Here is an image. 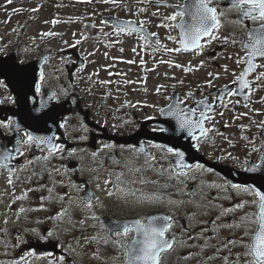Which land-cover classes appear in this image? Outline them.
Returning <instances> with one entry per match:
<instances>
[{"label": "rangeland", "instance_id": "1", "mask_svg": "<svg viewBox=\"0 0 264 264\" xmlns=\"http://www.w3.org/2000/svg\"><path fill=\"white\" fill-rule=\"evenodd\" d=\"M124 2L129 5V8L123 7L119 12L133 16V13L137 12L138 7H146L147 12L140 14L139 17L150 20L152 24H155L156 27L154 29L156 31L162 30L164 32L166 37L161 38V40L167 47H179L178 43L167 39L169 35L168 29L157 27L162 16L167 15L166 8H159L160 16H153L152 13L156 11L157 7L138 5L135 0H124ZM15 9H20L21 11H14ZM33 9H36V11H33ZM113 10L117 9L111 4L100 3L98 0H91L90 3L87 0H12L11 4L7 3V0H0V33L2 34V41L10 48L16 46L24 48V53L21 55L20 60H24L26 56L35 54L41 49H51V58L48 66L50 71L45 72L46 76L52 75L56 78L58 77L56 76L57 70L63 72L65 65L76 60V57L84 58V63L76 67L74 73L76 80H93V86L107 88L114 105L109 106L110 108L108 107L109 120L115 122V125L111 127L114 131L123 133L128 130L129 125L133 121V113L138 112L137 114L140 117L145 114L150 116L158 115V108L168 103L167 97H170L173 91L183 90L185 95L196 85L204 84L207 80L202 79L209 77L208 73L211 71L206 66L200 65V54H187L183 51L179 53L142 51L139 46L142 43L141 41L126 35L120 37L112 35L111 27L104 28V31L109 33L108 37H104L100 32L99 22L103 14ZM53 20L60 22L53 24ZM93 22L97 24L96 28L90 27ZM45 32H55L57 35L42 38V33ZM81 34L90 38L82 40L75 47H71L70 45H74L75 41L81 38ZM171 35L177 36V31H172ZM117 40H119V43H116ZM133 48L136 49L135 52H133ZM141 59L144 61L143 64L140 63ZM161 60L171 61L172 66H169L168 63H160L159 61ZM129 61H134V63H129ZM175 64L192 67L193 71L185 72L182 68L175 67ZM181 80L184 82L183 84L179 83ZM101 81H106L107 83L102 84ZM214 82L215 80L212 81V83ZM257 84L260 85L259 88H257ZM161 85L165 86L161 89L162 94H157L156 88ZM254 87L255 93L247 106L252 118L249 119L251 131L246 133L245 148H238L232 145L231 139L227 136H222L220 141L215 142L220 147L219 153L224 154L233 163L241 162L245 164L248 163L250 158H259L261 154V128L258 125L264 122V116L263 114L257 115V110L261 107V98H264V80H254ZM145 105H156V108L145 107ZM244 110V108L241 109V111ZM254 119L258 121V124L253 128L251 121ZM223 134L226 135L227 133ZM249 141L252 143L250 144ZM253 144L260 150L253 152ZM153 149L157 158L156 169H159L161 164L167 167L170 159L162 160L161 156L164 153L159 149ZM107 151H109V163L105 159ZM112 157L122 161L132 160L128 165L129 167L144 166L146 168V173L141 176H139V173L129 172L125 168L129 181H135L131 185L134 189L139 187L140 190H146L148 188V183H139L141 178L149 181L158 177H168V173L165 172L164 175H160L156 170L147 169V166L144 165V156L141 155L136 158L132 149H119L116 147L104 149L102 147L101 154L98 159L95 158L97 162L94 163L97 166L98 174L91 172L89 174L91 180L96 181V185H100L97 188V196L104 202L105 208L109 206V209L115 214H121L133 209L137 213L135 211L137 205H143L142 210L165 206L178 209L177 213L185 215L186 220L190 224L191 222H199L204 219L215 221L223 209L231 208L242 200L252 199V197L245 194L238 195L236 193V196L228 195L225 197L218 194L215 197L216 201L206 202L204 201V195L197 193L185 200L187 209H182L184 208V203L182 205L179 203L169 204L167 200L161 204L147 202L137 204L131 199L125 202L116 196L108 197L106 190H111L113 186L112 184L105 185L104 181L109 179V170L117 172L121 168L112 163ZM82 166L85 171L86 165L83 163ZM60 179V182L51 187L57 195L63 196L66 193L64 189L68 191L74 190L72 185L75 183L70 181L68 176L61 175ZM38 180H42L43 183L39 184L29 178L23 189L20 192H13L11 195L12 199H8L6 202H3L2 197H0V211L8 210L13 215L11 222L8 223L6 220L4 222V225L11 229L4 226L7 232H0V238L2 236L7 238L4 241L0 239V264L7 256L14 255L20 248L19 245L13 246L10 241L13 239L17 240L16 236L18 234L15 233L14 229L17 228V224H22V219L16 214L20 212L21 208L26 210L27 205L32 214L31 217L38 220L35 223H30L28 228L38 227L39 235L36 237L40 239L42 236H47L48 231L53 232V235L47 239L57 240L63 248V256L65 257L63 264H120L121 251H117L118 248L111 244L105 245L91 240L92 237H97L98 240L100 237H104L105 231L101 229L100 222L86 219L91 213L83 208V201L78 199L81 195L78 194L72 197L74 202L71 205H69L67 197H65L63 201L58 200V205L55 206L53 205L55 200H49L47 199L49 194L45 195L44 180L37 178ZM206 190L208 191V189ZM25 192H27V201L13 198ZM42 197L45 199L42 200ZM169 197L174 201V190ZM116 200H118V203L115 202ZM107 201L115 203L110 204ZM179 201L177 200V202ZM42 204L44 205L43 207H41ZM76 204L81 207L77 208ZM13 205L16 206L15 209ZM94 205V211L97 216L105 211H102L104 207L102 208L95 204V201ZM197 205L200 206L197 207ZM37 206L39 207L37 208ZM62 208H70L71 222H69L68 216H65L62 221L53 219ZM100 211L102 212L99 213ZM247 212H254V208L246 206L243 210L222 216L216 223L231 224L234 221H239L240 217ZM192 213H195L194 218L191 217ZM82 220L84 221L83 224L80 223ZM241 251L237 250V252ZM94 253H97V256H94ZM37 258L38 256L31 255L27 259H23L22 262L25 264H44L38 263L36 261ZM244 260L243 256V258H240L239 264H244ZM235 261L236 256H233L227 262L225 259L212 260L211 262L213 264H235ZM52 264H55L53 259Z\"/></svg>", "mask_w": 264, "mask_h": 264}, {"label": "snow or ice", "instance_id": "2", "mask_svg": "<svg viewBox=\"0 0 264 264\" xmlns=\"http://www.w3.org/2000/svg\"><path fill=\"white\" fill-rule=\"evenodd\" d=\"M91 2V0H87ZM100 3L111 4L115 9H120L121 7L129 8V5L124 2V0H98ZM138 5H151L157 4L163 7H170L175 9L170 15H164L161 18L160 24L157 27H163L169 30L168 40L176 42L179 47L169 48L161 42L158 34L155 32L148 31L147 25L151 22L147 19H140L139 21L133 19H121L119 16L112 15L108 18L101 19L100 32L104 37H108L109 33L104 31L105 27H111L112 35L120 37L122 35H133L136 34L138 39L142 42L139 46L142 51L150 50L152 53L164 51L165 53H179V52H193L194 54H200L203 52L204 48L214 41H222L224 44L239 45L240 48L245 52L243 57L238 56L236 59V64H244L245 67L240 72L239 75H235V79L231 81L235 87L229 88L228 85H224L222 89L217 93V95L211 98L209 102V97L205 96L202 99H197L194 92L189 91L186 93L184 98H180L178 95H173L167 97L168 104L166 107H159L158 113L161 117L170 118L165 120L163 123L169 124L174 130H178L182 133H187V135L194 141H197V147H199V142L208 136L212 129L205 127V123L211 121L212 116L209 113L214 112V105L219 102L222 107H227L224 103L225 98H232L236 96H243L245 100L250 101V97L255 91L252 88V83L254 82L249 77L251 74L256 72L257 68H264V64L256 63L257 58H264V0H227L226 8H219V0H184L183 3L173 4L170 0H135ZM7 3L11 4L12 0H7ZM130 10V9H129ZM14 11H21L20 9H15ZM36 11V9H33ZM147 12V8L140 6L137 8V12L133 15H140ZM236 13L237 18L235 20L228 19V13ZM153 16H160L159 7L155 12L152 13ZM58 20H53V24L59 23ZM231 24L243 30V39H237L233 34L230 36H221L220 30L225 24ZM90 27L96 28L97 24L93 22ZM178 30L179 39L177 36L171 35V32ZM55 32H45L42 33V38L47 36H55ZM75 35V34H74ZM99 35V34H98ZM90 37L81 34V38L75 41V47L79 45L82 40H87ZM67 43V42H65ZM119 43V40L116 41ZM122 51V49H121ZM136 49L133 48V52ZM231 58V57H229ZM160 63H168L172 66L171 61H159ZM129 63H134V61H129ZM141 64L144 63L143 59L140 61ZM203 64V62H201ZM175 67L182 68L185 72H192V67H184L181 64H175ZM225 72L228 71L227 65L224 66ZM219 73L215 75L211 72L208 73L209 77L215 79L219 78ZM256 81L264 79V72H260L255 77ZM46 80L43 69L40 70L38 78H34L31 82V89L33 91L32 101L36 102V97L38 94L42 93V86ZM102 84L107 83L106 81H101ZM179 83L183 84L181 80ZM209 87H213L212 80H207L205 82ZM8 85L3 79H0V88L7 89ZM164 85L158 86L156 88L157 94H162L161 89ZM260 85L257 84V88ZM67 95V92L64 93ZM50 100H55L56 95L52 94L48 97ZM5 99L11 103H15L12 96H7ZM191 99L195 106H188L185 101ZM264 102V98H261ZM75 102V101H73ZM232 101L229 99V103ZM236 100L235 103H239ZM4 103L3 99H0V104ZM39 111L44 107L43 101L39 102ZM131 106V105H130ZM248 105L245 104V107ZM145 107L156 108V105H145ZM220 115H223L221 112ZM147 120L155 119L152 116L145 117ZM171 121H175L172 125ZM53 122L55 123V118L53 117ZM67 124V120L58 124V127L64 128ZM246 127V126H241ZM258 127L264 129V122H261ZM0 128L6 129L10 132L16 134L14 141L10 142L11 146L4 144L0 146V169L6 170L9 173L8 184L12 185L14 183L13 177L19 179V172L27 171L30 167L36 164H43L44 167L42 171H48L47 164L55 156H60L61 159L64 158L63 153L65 152V146L56 142V136L48 134H37L36 132L23 129L20 124L14 118H6L0 120ZM80 130L87 132V126L80 123ZM51 132V129H47ZM152 131L164 133L168 131V128L163 126H157L153 128ZM22 133V135H21ZM246 138V137H245ZM80 140H86L87 136L82 135L79 137ZM251 144L252 142L249 141ZM116 147L113 144H104V149H113ZM123 147V146H121ZM148 147L159 149L164 155L161 156L162 160H168L169 157L174 159V162H169L167 167L163 164L160 165L159 169H156L157 158L151 152H145V148L141 146L139 149L132 148L135 152L136 158L141 155L144 156V165L147 169L156 170L160 175H164L165 172L168 173V179H175L178 183H185L188 179H194V176H190L189 173L193 170L204 171V165L194 164L188 165L185 163V152L174 146H169L163 143L149 144ZM262 147H264V142H262ZM33 148H37L43 153L41 156H33L32 159L26 160L24 165L19 168L15 167L14 161L18 158L25 156V150L31 151ZM255 145H252V151H259ZM68 157L77 155V149L72 148L67 152ZM97 152H92L91 156L93 160L97 157ZM230 156V154H229ZM129 161H122L116 157H112V163L116 166H120L121 169L127 168L129 172L133 173H143L146 168L144 166L140 167H129ZM264 167V155L261 156L260 164H252L250 167L246 168V171L255 173ZM56 171H59L58 169ZM67 171V170H66ZM95 171V170H94ZM207 171H213L212 169H207ZM36 173L33 171L30 174L35 176ZM62 183V182H61ZM135 181H128L125 179V172L123 170L114 172L109 170V179L104 181L105 185L112 184L111 190H106L108 197L116 196L119 199L128 202L130 199L137 203H153L161 204L167 200L169 204H183L184 201H173L170 197H166L164 192L157 191L151 194H146L140 189H134L131 185ZM141 184L151 183L157 184L158 181H148L143 178L139 181ZM172 185L165 183L160 186L161 189H168ZM100 185L97 184V188ZM210 187H215L217 189L228 191L229 189L235 191L238 195L245 194L252 197L251 200H242L241 202L233 205L231 208L223 209L216 220L213 221L215 225L213 232L219 230V228H229L233 230L243 229V236L240 239H228L222 244L224 248H234L237 246H242L246 249L243 253L245 258L244 264H264V190L254 184H237L230 181H225L223 184H214ZM77 193L83 192L82 196L78 199L83 201V208L87 209L91 216L88 217L93 221L100 222L101 229L105 231V236L92 237L91 240L97 241L98 243H103L105 245L111 244L118 248L123 255L124 264H164L166 256L169 252L173 251L176 246H183L186 242L183 240H178L176 235L172 231L175 226V220L171 215H158L145 218H137L133 220H115L110 224H104L100 221V217L95 214L94 211V201L100 207H105L104 202L98 197L95 192L90 190H85L83 185H72ZM139 193V195H138ZM190 195H195V192L189 193ZM27 196L25 192L21 197L17 199H23ZM67 197L69 205L74 201L71 196V190L64 193L63 196L53 195V189H49V200H60L63 201ZM45 199L44 197L41 198ZM200 205H197L199 207ZM254 208V212H247L245 215L241 216L239 221H234L231 224H217L222 216L229 215L238 210H243L245 207ZM43 207V204L41 205ZM77 208L81 206L76 204ZM21 213L25 212L24 208L19 210ZM70 208H62L60 212L56 214L53 219L63 220L65 216L69 217L70 220ZM191 217H195V213L191 214ZM81 224L84 221H80ZM191 227V226H190ZM254 229V230H253ZM35 231V229H33ZM53 235L52 231L47 232V236H42L41 239H47ZM131 237V238H129ZM191 238V237H190ZM245 238H248L247 242ZM210 239V238H209ZM209 243L206 240L203 248L209 247ZM216 247L217 252L220 251V246L212 245ZM202 248V250H203ZM30 255H35V252L29 253ZM47 256H52L51 253L43 254ZM97 256V253L93 254ZM191 255V254H190ZM241 254H236L235 264H239ZM21 260L24 257L20 258ZM187 259V257L185 258ZM209 260L215 259L214 256H210ZM225 261H228V257H224ZM55 264H63L65 257L60 256L58 258L53 257ZM52 264V261H50Z\"/></svg>", "mask_w": 264, "mask_h": 264}, {"label": "flooded vegetation", "instance_id": "3", "mask_svg": "<svg viewBox=\"0 0 264 264\" xmlns=\"http://www.w3.org/2000/svg\"><path fill=\"white\" fill-rule=\"evenodd\" d=\"M171 3H183L184 0H170ZM147 7H159V8H166L167 15H170L175 9L170 7H163L162 5L157 4H151L146 5ZM219 8H226L227 7V0H219L218 4ZM123 7L117 10H113L111 12H108L107 14L112 13L115 16H119L121 18L125 19H133L139 21L140 18L139 15H133L128 16L124 15V13L119 12ZM156 10V9H155ZM237 18V14L232 12L228 13V19L229 20H235ZM154 27H156L155 24H152L151 22L147 25V28L151 30L152 32H155L158 34L159 39L166 37L164 32L162 30H155ZM112 31V29H111ZM177 31V37H179V32ZM221 36H232L233 34L235 37L239 39H243V30L235 27L231 24H225L224 27L220 30L219 33ZM129 36V35H126ZM131 38L138 39V36L136 34H133L129 36ZM2 34L0 33V74H6L8 69L9 71L12 69V67L15 65L14 61H9L6 63V60L8 57H11L12 54L15 52L17 58L21 62H27L30 61L40 55H46L47 57V63L42 68L45 72H49L48 69L49 61L51 58V49H41L35 54L28 55L25 57L24 60H20L21 55L24 53V48L21 47H14L10 48L7 44L2 41ZM140 41V40H139ZM162 42V40H161ZM163 43V42H162ZM164 44V43H163ZM166 45V44H165ZM167 46V45H166ZM150 51V50H149ZM187 54H194L193 52H185ZM245 55V52L240 48L239 45H232V44H224L222 41H214L212 44L206 46L202 53H200L201 66H206L212 73L216 74L219 73V78L215 79L213 77H204L202 80H215L213 84V87H209L206 83L202 85H196L193 89H191V92H194L196 94L197 99H202L203 97L207 96L209 97V102H211V98L222 89L224 85H228L229 88L235 87L231 83L235 79V75H239L240 72L243 70L245 65L242 63L240 65L236 64V59L238 56L243 57ZM231 57V58H229ZM78 57H76L77 59ZM75 62L73 60L72 62L68 63L64 67V71L61 72L60 70H57L56 76L54 77L52 75L46 76V80L42 86V93L38 94L36 97L37 105L40 101H43L44 107L45 103H49L48 106V112L51 115H54L57 111H64V117L63 120H67V124L63 129L64 134L66 138L68 139V142H61L60 139L62 138L61 134L53 133L56 136V142L62 144L65 146V152L63 153L64 158L61 159L60 156H55L51 159V161L47 164L48 171H42V168L44 167L43 164H36L33 167H30L27 171L19 172V179H15L13 177L14 183L12 185L8 184V178L9 173L6 170L0 169V197H2L3 202L8 201V199H12L11 195L13 192H20L27 180L30 177V174L34 171L36 173L35 176H31L32 180L34 182H37L39 184H42V180H38L37 178H41L44 180V186L46 187L45 195L49 194V189L53 185H56L58 182L61 181L60 176H68L69 180L74 182L75 185H83L84 188L86 186V183L90 184L97 195V185L96 181L91 180V176L89 172L98 174L97 166L94 164L97 162L96 160H93L91 153L97 152L96 159L99 158L102 147L104 144H113L115 145V142L113 140H109L106 133L113 132L120 135H132L136 133L139 130H143L145 133L148 134V137L142 136L138 139L142 142H145L143 147L145 148V152H151L154 155V149L151 147H148L149 144L158 143L157 141L153 140V135L155 134L154 131H152L153 128H156L158 125L157 118L158 115H153L155 119L153 120H147L145 117L150 115H142L141 117L138 116L137 113H133L132 117H134L133 121L129 125V128L126 132H116L113 130L111 126L115 125V122H112L109 120V114H108V107L114 106L112 103V98L110 99V94L107 91L106 87H96L92 84L94 83L93 80H76V77L70 78L69 76V67ZM256 63L258 64H264V58H257ZM227 65L228 71L225 72L224 66ZM264 72V68H257L256 72L251 74L249 77L251 80H256L255 77L258 73ZM235 74V75H234ZM0 79H3L5 83L8 85L7 89L0 88V99L4 100V103L0 104V120L6 119V118H14L23 129H26L23 127L22 121H18V118L16 115L13 114L15 111H27L28 102L21 105V108L19 109L17 106V99L14 91L8 84V82H21L23 84L22 90L24 93V97L26 100L33 96V93L28 94L26 93V89L29 88L27 80H6L5 77H0ZM67 79V80H66ZM264 80V79H261ZM99 83V82H98ZM252 88L254 87V82L252 83ZM180 91V98H184V91ZM67 92V95L64 93ZM255 91L253 92V94ZM55 94L56 99L50 100L48 97L49 95ZM252 94V95H253ZM252 95L250 97V101L252 99ZM7 96H12L15 100V103H11L5 99ZM229 99L232 101L229 103ZM236 100H239V103H235ZM75 101V102H73ZM249 100H245L243 96H236L232 98H225L224 103L227 104V107H222L219 102H217L214 107V112L209 113L210 116H212L211 121L205 123V127L212 129V131L209 132L208 136L203 138L199 142V147H197V141L192 140L187 134L182 133L178 134L176 136L182 135L183 137L187 138L189 140L186 144L191 148H182V151L185 152L186 155V163L188 165H194V164H202L204 165V171H196L193 170L189 173L190 176H194V179H188L185 183L181 184L178 183L175 179L169 180L168 177H158L149 181H158L157 184H151L148 183V188L146 190H142V192L146 194H151L154 192L162 191L164 192L166 197H169L173 194V190L175 192V199L174 201L180 200L184 201V208L187 209V206L185 204V200L188 199L190 196L189 193L195 192L201 193L204 195V198L206 202H212L216 201V196L218 194H221L222 196H236V192L229 189L228 191H223L220 189H217L215 187H210L214 184H223L225 181H230L228 177L222 173H220L216 167L211 162H215L218 164H223L227 166H231L237 170H240L242 172L246 171V168L249 167L254 162H257L259 158H250L248 163L242 164L241 162L233 163L230 159H227L224 154L219 153L220 147L216 145L215 142L220 141L222 136H227L231 139L232 145L238 147V148H245L246 146V133L250 132V124L249 119L252 118L251 112L248 110L247 107H245V104L250 103ZM185 104L188 106H195L191 99H188L185 101ZM260 108L257 110V115L264 116V102H261ZM44 107L42 108L44 110ZM110 108V107H109ZM244 108V111H241V109ZM42 109H40L42 111ZM223 113V115H220V113ZM20 114V112H19ZM170 119V118H168ZM167 119V120H168ZM83 123L87 126L88 131L84 132L80 130V123ZM171 123L174 125L175 121H171ZM251 124H253V128L257 126L258 121L252 120ZM246 127H241V126ZM143 127V128H142ZM52 130V127L48 128ZM262 128L260 130V135L262 142L263 141V135H262ZM223 133H227L224 135ZM52 133H49L48 135H53ZM22 135V133H21ZM85 135L87 136L86 140H80L79 137ZM16 134L14 132H10L6 129L0 128V146H3L4 144H8L11 146L10 142L14 141ZM153 138V139H151ZM135 142L130 143L131 145H115L116 148H122V149H139L140 146L133 145ZM123 146V147H121ZM132 146V148H130ZM176 147V146H174ZM75 148L77 149V155L68 157V150ZM177 148V147H176ZM263 147H261V153H262ZM196 151V152H195ZM194 152L196 159L192 161V158L194 157ZM43 153L37 148H33L31 151L25 150V156L18 158L16 161H14L15 167L19 168L21 165H24L26 160L32 159L33 156H41ZM90 154V155H89ZM109 151L106 152V161L109 163ZM143 156V155H142ZM79 157V158H78ZM170 162H174V159L172 157H169ZM200 159V160H199ZM203 160V161H201ZM139 161V160H138ZM86 165V170L84 171V167L82 164ZM59 171H56V170ZM207 169H212L213 171H207ZM66 170L68 172H66ZM95 170V171H94ZM123 170L125 172V177L129 181L130 179L126 175V169H119L118 171ZM117 171V172H118ZM146 173V170L143 172ZM142 173V174H143ZM69 174V175H68ZM139 173V176L142 175ZM168 183L172 185L168 189H161L160 186ZM237 184H243V183H237ZM193 186V189L191 187ZM138 189H140L138 187ZM208 189V191L206 190ZM65 192H69L67 189H64ZM78 194L81 196L83 195V192L77 193L75 190L71 191V196L75 197ZM139 194V193H138ZM23 194H20L18 196H14V199H17V197H21ZM53 195H57L56 192L53 191ZM24 200H28L27 197L23 198ZM68 201V199H67ZM118 203V200L115 201ZM113 201H107V203H115ZM43 203V202H42ZM233 203V202H231ZM47 204V203H44ZM49 205V204H47ZM53 205H58V200H55ZM44 206V205H43ZM39 206H37L38 208ZM143 205H137V209L134 212L133 210H127L124 213L121 214H115L112 210L109 209V206L107 208H103L102 214H99L100 221H103L104 216H111L115 220H128L130 221L133 218H145V217H152L156 216L157 214L164 213L166 215L173 216L175 220V226L173 228V232L176 235V238L178 240H183L186 243L183 246H176L175 249L171 252H169L166 256L164 264H213L212 260H219L224 259V257H228V261L233 257L236 256L237 253L241 254V258H243V253L246 251V249L242 246H237L234 248H224L222 247V244L226 242L228 239H240L243 236V229L233 230L229 228L221 227L218 231L213 232V229L215 225L213 224V220L211 219H204L199 222H191L190 224L186 220V216L180 213H177L178 209L172 208V207H165V206H159L154 208H149L146 210H142ZM13 208L15 209L16 206L13 205ZM16 216H19L22 219V224H17V228L14 229L15 233L18 234L16 236L17 240H12L10 243L14 245H19L20 248L18 251L15 252L14 255H11L8 257L10 260V264H16L17 261L20 260L21 257L28 258L29 253L35 252V254L39 255L43 261L48 259L50 256L43 255L47 253L40 254L39 250L37 248V243L39 240L41 241H56L52 239H40L36 236L39 235L38 227L29 229L28 226L30 223H35L38 221L36 218H32V214L28 209V205L26 207L25 212L21 213L18 212ZM91 216V215H90ZM90 216H87V220H91ZM17 219V218H16ZM5 220L9 223L13 220V215H11L10 211H0V232H7L6 229H4V222ZM105 224V223H104ZM191 226V227H190ZM8 229H11L8 226H5ZM35 229V231H33ZM254 230V229H253ZM31 233V234H29ZM19 237V238H18ZM191 237V238H190ZM131 238V237H129ZM210 238V239H209ZM1 241L6 240L7 238L2 236ZM9 239V238H8ZM206 240L209 243V247L203 248ZM248 238H245V241L247 242ZM17 243V244H16ZM59 244V242H58ZM212 245L220 246V251L217 252L216 247H212ZM60 247V244H59ZM63 249L62 247H60ZM203 248V250H202ZM237 250L241 252H237ZM117 251H120L119 249ZM51 253L52 256L57 255L54 252H48ZM191 254V255H190ZM210 256H214L215 259L209 260L208 258ZM187 257V259H185ZM121 261L124 262V258L121 252Z\"/></svg>", "mask_w": 264, "mask_h": 264}, {"label": "water", "instance_id": "4", "mask_svg": "<svg viewBox=\"0 0 264 264\" xmlns=\"http://www.w3.org/2000/svg\"><path fill=\"white\" fill-rule=\"evenodd\" d=\"M113 14H107L104 15V19L112 16ZM6 60V63L9 61L16 62V54L13 53L11 57H8ZM46 63V57L42 56L35 60L29 61L27 63L21 64L17 61L16 67L13 66L12 69L9 71L8 69L6 74L1 75L0 77H5L6 80H27L29 88L26 89V93L28 96L30 93H33L30 85L34 78H38L39 72L41 70V67ZM79 63H82V60L80 59ZM75 63V65L77 64ZM72 71V70H71ZM72 73V72H71ZM12 90L14 91L17 99V106L20 109L21 105L28 102L27 111L21 112L15 111L13 112L14 115L18 118V121H22L23 127L26 129L32 130L36 132L37 134H45L50 124H56V127H58V124L60 123V120H57V114L51 115L49 112L45 111L40 114L37 109L39 108V105L35 104L32 100L28 99L26 100L24 97V93L22 90L23 84L21 82H8ZM174 95H178V92H176ZM20 112V114H19ZM53 117L55 118V123L53 122ZM166 118V117H162ZM167 120V119H165ZM165 120H158V123L163 125L164 127L168 128L167 132L160 133L157 132L154 134L153 138H155L158 141L163 142L164 144L188 148L190 147L186 144L189 140L185 139L182 135L176 136L178 133L182 134V132L178 130H174L173 127H170L169 124L163 123ZM172 124V123H171ZM173 125V124H172ZM59 128V127H58ZM143 128V127H142ZM264 133V131H263ZM187 134V133H185ZM142 136L148 137V134L145 133L142 129L137 131L136 133L129 135V136H120L117 134H110L109 137L116 140L117 143H131V142H138V139ZM185 139V140H184ZM62 141V140H61ZM196 152V151H195ZM192 158V161L196 159L197 156ZM264 155V148H263V154ZM200 160V159H199ZM261 163V162H260ZM258 163V164H260ZM255 164V163H253ZM223 174L227 175L232 181L237 182H249L251 184H254L261 188V190H264V167H262L261 170L255 172V173H261V174H255L252 172L242 173L239 171H236L230 167H224V166H216ZM89 187H87V190ZM163 215V214H157ZM166 216V215H165ZM137 219V218H135ZM133 220V219H132ZM114 220H112L109 216L104 217V222L106 224L112 223ZM42 250H45L44 248Z\"/></svg>", "mask_w": 264, "mask_h": 264}]
</instances>
